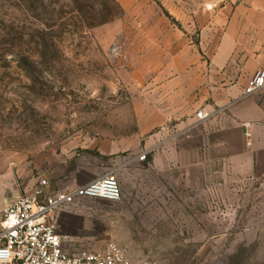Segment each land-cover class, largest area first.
Wrapping results in <instances>:
<instances>
[{
    "label": "rangeland",
    "instance_id": "1",
    "mask_svg": "<svg viewBox=\"0 0 264 264\" xmlns=\"http://www.w3.org/2000/svg\"><path fill=\"white\" fill-rule=\"evenodd\" d=\"M254 1L0 0V217L41 179L54 193L115 175L119 201L60 210L84 211L70 228L90 247L264 264V184L226 181L204 124L236 66L220 51L242 46L226 29Z\"/></svg>",
    "mask_w": 264,
    "mask_h": 264
},
{
    "label": "crops",
    "instance_id": "2",
    "mask_svg": "<svg viewBox=\"0 0 264 264\" xmlns=\"http://www.w3.org/2000/svg\"><path fill=\"white\" fill-rule=\"evenodd\" d=\"M250 5L244 11L245 15L237 14L232 17L226 29L224 40H239L242 41V46L234 53L220 51L221 61L232 57L231 61H234L236 66L231 71L228 69L222 71L221 74L226 81L221 84L222 97L218 101L221 110L216 116L204 122L214 124L208 134L215 135V139L206 138L207 143L213 142L219 149L220 154L216 158L223 165L222 171L229 175L225 180L235 185L254 182L264 184V88L244 95L249 80L258 69L264 67V11L256 10L264 8V0L254 1ZM238 24L241 26L237 29ZM245 41L255 42L249 46ZM204 136L206 137L205 134ZM164 152L156 154L155 163L160 162L162 156L169 154L167 151ZM170 156L172 158L175 154ZM170 165L174 168L172 167L174 163ZM170 180L174 184V178ZM133 196L135 195L130 193L127 200L129 202L134 200ZM82 214L84 211L58 213L60 232L67 238V246H71L72 243L89 245L85 240L86 235L77 234L76 228H70L74 225L72 223L74 217L83 220ZM80 226H83L82 222Z\"/></svg>",
    "mask_w": 264,
    "mask_h": 264
},
{
    "label": "built area",
    "instance_id": "3",
    "mask_svg": "<svg viewBox=\"0 0 264 264\" xmlns=\"http://www.w3.org/2000/svg\"><path fill=\"white\" fill-rule=\"evenodd\" d=\"M264 88V67L249 80L244 95ZM208 113H199L201 119ZM146 155H142L145 159ZM49 182L41 179L36 187L7 203L0 217V264H151L144 258L131 259L125 245L108 242L101 248L72 243L60 232L58 213L81 199L119 201L121 187L115 175L97 178L85 185L51 193Z\"/></svg>",
    "mask_w": 264,
    "mask_h": 264
},
{
    "label": "trees",
    "instance_id": "4",
    "mask_svg": "<svg viewBox=\"0 0 264 264\" xmlns=\"http://www.w3.org/2000/svg\"><path fill=\"white\" fill-rule=\"evenodd\" d=\"M39 31V30H38ZM40 41H37V44H39Z\"/></svg>",
    "mask_w": 264,
    "mask_h": 264
}]
</instances>
